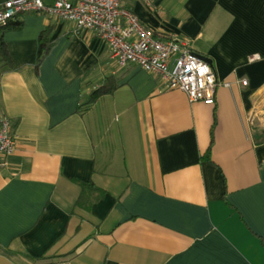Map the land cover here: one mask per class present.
Returning <instances> with one entry per match:
<instances>
[{
	"label": "crops",
	"instance_id": "crops-1",
	"mask_svg": "<svg viewBox=\"0 0 264 264\" xmlns=\"http://www.w3.org/2000/svg\"><path fill=\"white\" fill-rule=\"evenodd\" d=\"M125 6L230 86L190 103L72 22L3 29L0 264H264V0Z\"/></svg>",
	"mask_w": 264,
	"mask_h": 264
},
{
	"label": "built area",
	"instance_id": "built-area-1",
	"mask_svg": "<svg viewBox=\"0 0 264 264\" xmlns=\"http://www.w3.org/2000/svg\"><path fill=\"white\" fill-rule=\"evenodd\" d=\"M152 6L153 0H141ZM126 0H12L0 6V28L24 15H47L72 22L78 32L97 34L119 67L135 65L161 79L167 90H179L190 103L215 105L218 82L213 67L192 50L188 40L163 39L142 25ZM258 56L252 57L253 60ZM243 86L248 82L243 81ZM12 120L0 111V167L16 152Z\"/></svg>",
	"mask_w": 264,
	"mask_h": 264
},
{
	"label": "trees",
	"instance_id": "trees-1",
	"mask_svg": "<svg viewBox=\"0 0 264 264\" xmlns=\"http://www.w3.org/2000/svg\"><path fill=\"white\" fill-rule=\"evenodd\" d=\"M12 26L14 28H17L20 26L19 22H11L8 25H6L5 27L0 28V32L3 31V29H5L6 27ZM48 50V45L46 43H41V50H40V56L42 57L46 51ZM0 58L2 59V61L8 60V53L7 50L5 48L4 42L2 40V35H0ZM100 97V93H94L92 95V102L96 101L98 98ZM209 157V154H208ZM207 157V158H208Z\"/></svg>",
	"mask_w": 264,
	"mask_h": 264
},
{
	"label": "water",
	"instance_id": "water-1",
	"mask_svg": "<svg viewBox=\"0 0 264 264\" xmlns=\"http://www.w3.org/2000/svg\"><path fill=\"white\" fill-rule=\"evenodd\" d=\"M200 58L203 59L206 63H208L211 66L210 60L206 59L205 57H200Z\"/></svg>",
	"mask_w": 264,
	"mask_h": 264
}]
</instances>
